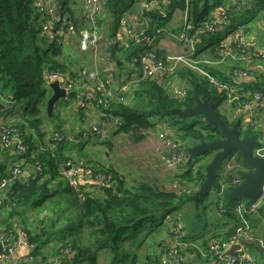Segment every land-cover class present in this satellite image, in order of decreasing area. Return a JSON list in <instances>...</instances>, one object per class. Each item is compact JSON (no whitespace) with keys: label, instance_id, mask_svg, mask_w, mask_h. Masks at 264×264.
I'll use <instances>...</instances> for the list:
<instances>
[{"label":"trees","instance_id":"trees-1","mask_svg":"<svg viewBox=\"0 0 264 264\" xmlns=\"http://www.w3.org/2000/svg\"><path fill=\"white\" fill-rule=\"evenodd\" d=\"M241 1L170 0V3L166 4V0H160V8L154 5L150 9H145L142 12V16L149 18L150 21L157 22L158 19L169 20L173 12H175L173 10L179 13L183 12V24L178 29V33L186 30L189 36H194L198 39L194 46V50L198 54L200 52L197 49V45L204 41L206 43L204 48H210V52L216 58H219V53L222 56L223 51L235 47L239 38L245 39L242 34H238L228 40L229 45L224 47L223 50L220 48L224 35L238 29L242 24L241 16L244 17V14L248 11L244 8L238 14L235 13V8L241 6ZM256 1L252 0V3ZM133 3V0H106L105 6L110 18L109 27L106 29L109 39L116 38L120 18L127 9L133 6ZM165 6H168L169 10L163 12ZM221 7H223V13L218 15V21L214 25L215 29L198 31L204 22L209 21L216 10L218 13ZM53 14L54 16L52 17ZM64 14L68 16V25L72 27L74 33L78 32L79 28L85 23L83 19L79 20L75 16V11L67 4V0H57V5H55L52 13H48L46 8L37 5V0H0V94H3L2 91H7L11 94L12 100L14 99L16 103L20 104V115H18L19 120L16 127L20 132H24L26 163L31 162L33 166L35 163H39L42 167L41 174L35 170V174L24 181H17L13 178L8 182L5 189L6 198L0 203V211L7 208L9 215L16 217L17 222L20 219L16 215L20 214V212L30 208L42 207L47 201L52 203L53 198L60 190L58 180L62 175L61 173L68 165L69 159H72L74 162H79L78 185L81 188L84 187L79 181V178H83V173L88 175L91 184L97 185L99 190L96 191L94 189L92 192H84V197L82 198L79 196V191L77 192V189L68 183L69 188L66 190L71 196V200L69 197L68 200L76 212L74 215L70 214L69 219L66 218V223L58 228V231L62 232L63 236L61 240H58L59 243L56 245L55 251H57L56 253L59 252L64 258L61 263L99 264L98 259L102 253H108L111 258L105 264H136L138 257L136 251L132 249V244L135 242L137 233L144 231L146 229L144 226L147 224L150 227L159 225L162 219L165 221L168 214L179 210L184 206L186 200L191 199L190 196L198 191L205 179L204 166L206 163L197 167H194V162L187 165L180 164L181 166H188L186 170H183L181 176L179 175L180 179L183 178L184 181L190 182L191 189H193L190 192L191 190L187 188L188 191H185V194L188 196L184 197L183 193L177 194L173 190L165 189L156 182L148 180L138 181L133 186H126L122 176L110 167H102L100 165H96V167L92 165L91 167L84 160L75 161L71 155L54 156L52 149L56 145L60 146L64 140L59 142L53 140L48 144L47 148L43 149L35 145L33 135L42 138L46 134V131L42 130L43 125L47 123V118H50L46 112V105L52 90L44 74L54 71L62 74L66 79L73 78L76 75V71L68 70L67 66L57 58L62 53V49L59 42L55 40L53 29L59 23L60 18L58 17ZM102 21L103 19L100 21L101 26L104 25ZM186 24H190L191 27L186 29ZM46 25L49 26L48 34L51 37L44 32V26ZM157 27H160L162 32L155 39V42L163 46V48H157L158 56H163L164 49H166L162 43L163 38L172 41L174 45L183 47V50L179 51V53L186 55L192 51L186 40L187 47L183 46L186 43L178 41V33H175L174 28L169 30L160 24ZM117 47V44L112 43L107 47L112 61L116 59V53H119L120 49ZM88 60L87 58L86 61ZM116 60L120 61V65L116 64L117 72L119 73L116 78L119 80L124 72L127 60L120 58ZM89 65L88 67H91V64ZM137 65H141V62H138ZM85 68H87L85 63H80L79 69L83 70ZM208 71L209 74L214 75L224 83H229L230 85L234 82L231 77L232 73L226 75L211 68ZM101 73L104 74L103 72ZM172 73L166 71L153 72L150 75L151 77L140 79L133 85L131 84L123 89L124 92L120 96L124 97V99L121 102L117 101L114 103L109 99L107 111L111 113L110 117L116 116L119 118V122L114 129L115 133H125L133 142H138L146 138L145 130L163 126L157 122L164 121L166 125L173 127L174 135L179 141L185 140V144L180 143L176 147L185 150L186 154H188L186 147L190 143L214 139L220 136L218 129L213 128L200 115L179 118L172 115L169 111L172 108L184 109L192 107L194 105V94L198 97H205L210 102L220 103L227 98L228 92H218L210 83L208 76L201 75L195 70L187 68L180 71L179 69L176 77H171ZM177 77H182L187 85L185 95L182 98L173 95L169 88ZM248 80L235 81V83L238 82L237 84H239V95L248 94L247 92L256 90L264 91L263 83ZM234 85L236 86V84ZM240 86H243L244 89L241 90ZM118 88H120V84H118ZM89 92L91 97L88 99L96 103L99 95L94 91ZM33 97H37L35 105L32 100ZM67 97L69 98L68 100L65 97L60 99L65 103L75 101L78 106L77 109L83 113L82 117L80 113V117L84 118L86 109L83 108V104L86 103L87 98L85 94L70 90ZM129 99H131V102L128 103ZM244 99L243 96H240V100ZM27 103H29V107L31 105L34 106L29 111L28 116H21L22 110L28 111ZM218 115L223 118V115L219 113ZM162 118H166V120ZM99 122L100 120L96 123ZM226 125H230L228 121H226ZM27 127L29 128L28 132ZM55 132L61 134V131L58 130H53L52 134ZM92 135L97 136L96 134ZM3 150H1L0 154ZM18 156L20 157V154ZM12 166L7 169L8 166L0 162V181L3 178H11L10 170ZM92 169L98 173H104L109 180L107 178L101 181L97 180L96 172ZM218 178L217 174L216 186L213 187L215 188L213 197L215 198L214 208L219 215L216 214L212 219L216 221L218 217H224L225 221L223 223L220 222L221 224L209 222L206 225L208 230L213 227L212 237L209 240H205L203 244L205 248L203 250L207 253V257H213L208 253V245L211 240H228L238 227L244 228L241 233L244 238H248L250 237L248 236L249 231L261 229L264 224H258L259 220H256L255 225L258 227H255V225L250 227V213H243L241 216L236 214L234 209L237 199L232 205L226 203L228 187L231 185L232 177H224L221 181ZM225 188H227V192L224 191ZM209 192L210 190H206L204 193H199L196 200L201 201L204 196L208 197ZM238 200L241 201L240 199ZM258 210L262 212L264 210V195L257 206L256 211ZM242 216L244 219L241 218ZM157 217L161 218L157 220ZM4 220L1 221L7 225L13 223L11 219H6L5 221L7 222ZM245 220L248 222L249 227L245 226ZM21 221L26 224L25 220ZM54 221H56V218H54ZM43 224H46V222H43ZM174 225L179 228V240L182 242L180 253H183L190 243L184 239V233L177 221ZM225 226L226 228H224ZM150 227L147 230L149 235L152 231ZM22 228L25 229L24 226ZM83 229L86 230L85 234ZM25 231L28 233V240L31 243H36V248L32 251V254L38 259V264H45V258L41 256L39 251V247L46 243V241H41L43 230L31 231L29 227ZM171 236L172 233H170L168 227L167 238ZM257 237L256 235L255 238ZM257 239L262 242L261 239L263 238L258 237ZM137 244H140V242H137ZM248 245L250 246L251 244L243 243L244 247ZM169 247L170 245L166 247V251L169 250ZM163 249L165 250V248ZM234 253H239V250ZM154 255L155 257L152 258L147 254L144 257L145 261L143 264H162L161 254L155 253Z\"/></svg>","mask_w":264,"mask_h":264},{"label":"rangeland","instance_id":"rangeland-1","mask_svg":"<svg viewBox=\"0 0 264 264\" xmlns=\"http://www.w3.org/2000/svg\"><path fill=\"white\" fill-rule=\"evenodd\" d=\"M52 2L56 3L57 0H52ZM253 4L254 3H252V0H242L240 8L241 9L250 8V6L253 7L252 6ZM43 5L46 6L47 4L45 3ZM156 6L160 8L159 3ZM70 7H72L73 10L75 11V16L82 15V11L77 5ZM166 10H169L168 6H165L163 8L164 12ZM176 15H177V21H175L174 29H175V33L177 34L178 29L181 28L183 24V16L179 14V12H177ZM251 18L252 16H247L246 18L242 19L241 21L242 24L240 27L250 26ZM109 20L110 18L106 8L103 13V21H102L104 25L100 27V40L99 43L97 44L98 51L102 54V56H104L105 54L103 53L105 44H108V42L111 40V39L109 40V38L106 37L107 36L106 29L109 27ZM146 20L150 23V26L154 31L157 30L156 26H158V24L164 27L168 25L167 19H158L157 22L150 21L149 18H146ZM47 35L51 37V35L49 34ZM59 45L62 49V53L57 58L61 63H64L67 66L66 68L68 70L78 72L80 70L79 69L80 63H85V66H89L90 61L89 60L86 61V59L89 57L88 56L89 53H85L83 50H81L80 44L78 43V36L76 34L68 38L65 37L59 40ZM129 45L130 47L128 46L125 50L121 49V47H117L120 50L118 54L116 53V57H115L116 59L117 58L126 59L127 66L133 64L131 61H129L130 57L128 56H130V52L133 51L134 49L139 48L135 43H131ZM205 45L206 43L204 41L199 43L197 45L198 51L200 52L201 50H203ZM183 46L186 47L185 44ZM158 47L163 48V46L160 44L158 45ZM163 54L167 56L176 54L173 56H179L178 54H182V53L176 52L174 50L164 49ZM206 54L204 55L197 54L191 60L186 57L187 63L177 64L171 77H176L178 75L179 69L181 71L183 69L188 68L195 70L199 73H209L207 68L208 66H212L218 70H220L219 68H222V71L226 69L224 67V64H222L223 62L214 59V57L211 56V54L208 53ZM116 59H113L112 64L110 65V69H111L110 71L113 72L112 79L108 80L105 86H107V88H110L114 93L118 94L120 93L118 88V83L120 82V80H117L116 78L119 75L116 66V64H118V61ZM236 59L237 58H234V60L229 59L230 60L229 63L228 62L225 63H227L229 66H232L233 63L237 64ZM175 61H176L175 59H169L168 64L172 65L175 63ZM118 65H120V63ZM132 70L133 67L129 66L128 71L132 73ZM239 70L240 69H238L237 72ZM101 72H103L105 75V71H103V69ZM127 78L128 77L125 74H123V76L121 77L122 80H126ZM80 79L82 80V77H79V80ZM90 83L91 81L88 79L83 80V84L80 85V87L87 86ZM130 83H134V82L130 81ZM186 87L187 85L185 84L182 77H177L173 81L172 85L169 86L170 91L173 95H176V93H179L181 91H184ZM2 93H3V98L0 100V103L3 105V107L0 108V119L3 121L1 124L5 126V124L7 123L10 125L18 126V119L15 118H19V116H15L14 114L17 113L18 115H20L19 110L21 109V106L19 103L12 102V96L9 92L2 91ZM32 100L34 101V105H35L37 97H33ZM118 101L121 102L120 99H118ZM129 102H131V99L128 100V103ZM29 103H27L26 106L28 108V111L22 110L21 116H28L29 111L33 108L34 105H31L29 107ZM77 107L78 106L75 101L65 103L62 99H59L54 105L52 117L47 118L48 123L51 125L52 128H54L53 130L61 131V133H63L64 135L73 133V131L70 128H68V126L70 125V123H72V120L76 115ZM93 107H94L93 104H89V103L86 104L85 117L88 118L94 117L93 113L90 111V109H92ZM100 111L101 110H99V112ZM114 117L115 119L117 118L116 116ZM162 119L166 120V118H162ZM114 121L110 122V127L104 131L105 133L103 135L96 134L97 136L92 135L87 138H82L78 141H73L71 139L66 138L60 144L61 147L56 145V147L52 149V154L54 156H59V157L61 155L63 156L71 155L72 158L75 159V161L82 160L83 158V160L87 163V165L91 167L92 165H94V167H96V165H100L102 167H110L114 169L117 173H119V175L122 176L126 186H133L138 181L148 180V181L156 182L158 185L164 187L165 189L173 190L177 194L183 193L184 197L188 196L187 194H185L187 188L191 190L190 192L193 191V189H191L192 186L190 182L184 181L183 178L180 179L182 170H186L188 166H183V169L181 170L180 163H177L174 166L171 165L172 163L171 156L176 152L175 151V148H177L176 146H178L180 143L185 144V140L179 141L177 137L174 135L175 131L173 127L166 125L164 121L157 122V123H161L163 126H156L154 128L145 130V133L147 134L146 138L138 142H133V140L127 134L122 132L115 133L114 129L117 123H115ZM66 126L67 128H65ZM241 129L243 132V125H241ZM28 131L29 128L27 127V132ZM160 133L163 135L161 138L159 137ZM33 137L36 146H41V147L44 146L42 140L40 145L38 141L39 137L37 135L36 137L33 135ZM262 142H264V140H262ZM193 157L196 159V167L198 165H202V163L207 161V159L201 155H193ZM217 172L219 177L218 180L221 181L222 179H224V177L225 178L227 177V174L223 173V171L217 170ZM61 174H63V172ZM177 175L179 178L177 177ZM58 184L60 186V190L59 193L53 198L54 200L52 201V203L47 201L42 207H38L36 209L30 208L27 209L26 211L21 210L22 212L16 215L20 219L19 220L20 225H23L25 229L30 227L31 231L33 229L36 231L43 230L44 232L45 226L42 225L43 222L45 221L49 222V220L56 218L61 220L60 223H63V219L65 220L66 218L69 219L70 214L72 215L75 214L76 212L75 209L70 205L69 201L67 200L68 197L71 200V196L68 194L66 190L69 188V185L64 175H62L59 178ZM79 188L82 192H88V191L92 192L94 189L96 191L99 190L98 189L99 187L97 185H90L89 187L85 186L84 188H81L79 186ZM224 191L227 192V188H225ZM214 193H215V188H211L208 197L204 196L201 201H197L196 199L186 200L182 208L171 214V218L175 219L177 223L181 226L182 230L187 233L190 231H195L197 233L206 232L208 230V227L206 225L209 222H218L219 224H221L217 220L214 221L213 219H210V212H213L214 214L216 212L214 208L215 207V198L213 197ZM72 198L74 197L72 196ZM160 218L161 217H157V220H159ZM21 220H25L26 224H24ZM163 226H165L168 229L166 219L165 221L162 219L159 225H155L153 227H150L149 224H147L144 226L146 227L144 231L142 232L140 231L139 233H137L135 242H133L132 244V249L136 251L138 257L136 264H143L145 261L144 257H146L147 254L152 258L155 257L154 254L156 252L161 254V258L163 257V255L166 256V247L169 246L170 244L169 240L161 241V244L162 245L164 244L163 248H165V250L162 247L160 248L157 247V238H160L162 236L161 233H164L165 230ZM149 227L150 229H152L150 235L147 234V230H149ZM83 232L85 234L86 230L83 229ZM244 239H251V238L248 237ZM137 242H140V244H137ZM33 244L35 245L36 248V243ZM190 247H194V246L190 245ZM42 249L45 250V248ZM244 250L250 253V250H252V248L250 246H246L244 247ZM40 254L42 257H45L43 256L42 253ZM110 258H111L110 254L102 253V255L98 259V263L99 264L108 263L110 261ZM253 261L255 264H257V262L254 259Z\"/></svg>","mask_w":264,"mask_h":264},{"label":"built area","instance_id":"built-area-1","mask_svg":"<svg viewBox=\"0 0 264 264\" xmlns=\"http://www.w3.org/2000/svg\"><path fill=\"white\" fill-rule=\"evenodd\" d=\"M160 0H133V6L130 9H127L124 14L120 18V24L118 26L116 38H111L108 44H105V48L103 49L104 56L98 51L97 44L100 40V21L103 19V13L106 9L105 3L106 0H67V4L69 6L77 5L80 10L82 11L81 16H76L79 20L83 19L85 21L84 25L79 28L78 32H73L72 27L68 25V16L63 15L58 18L59 23H57L56 28L53 29V35L56 37V42L59 40L70 37L74 34L78 36V43L80 44L81 50L85 53H89V61L91 67L86 66L87 68L83 70H79L76 72V75L73 78H64L62 74H58L54 71L46 72L44 74L45 79L47 80L48 85L53 82L57 81L60 88L65 90L66 95L64 96L66 100L69 98L67 94L70 93V90H75L76 92H82L85 94L86 103L83 104V108L86 109V104H93L94 107L90 109L91 112H95L98 119L100 120L99 123H94L88 125L87 127L81 129L78 133L74 134L73 136L64 135L60 133H53L52 134V141H63L66 138L71 139L73 141H78L82 138H87L92 136V134H104L105 130L110 127V122L114 121L115 117H110V112L107 111V107H109V99L112 102H117L118 99L121 101L124 97L120 96L126 87L133 85L140 79L145 77H151L150 75L153 72L159 71H166V72H174L176 65L180 63H187V59H193L198 53L194 50V46L197 43L198 39L194 36H189L186 30H183L178 33L177 39L180 42L189 44V47L192 49L188 54H178L179 56L172 55H164L158 56L157 48L158 44L155 42V39L158 38V35L162 32L160 27L156 26L157 30H152L150 23L142 16V12L145 9H150L154 5L156 6ZM234 1V0H232ZM52 0H37V5L40 7H44L48 10V13H52L55 9V5L57 2L54 3ZM47 4L46 6L43 4ZM169 0H166V4H169ZM73 4V5H72ZM140 4V5H139ZM138 7V8H137ZM240 6L235 8V13H239ZM240 10V11H239ZM164 12V11H163ZM223 13V7H221L218 11V15ZM218 15H213L208 22H204L202 27L198 31H211L214 30L215 23L218 21ZM54 14L52 15V17ZM138 25H137V24ZM48 25L44 26V32L46 34L49 33ZM190 24H186V29L190 28ZM155 32V34H154ZM108 37V36H106ZM187 42H186V41ZM244 39L241 37L237 40L236 46L230 48L227 51H224L222 54V58L224 57H237L240 54L245 52L243 47ZM112 44H117L118 47L125 50L129 44L135 43L139 48L134 49L130 52V60L133 64L126 65L124 68L123 74L127 75V82L126 80H122L120 76V93H114L110 88H107L106 83L108 80L112 79L113 72L110 71V65L112 64L111 54L107 50V47ZM194 53V55H193ZM200 55V53L198 54ZM169 59H175V63L169 65ZM138 62H141V65H137ZM90 66V65H89ZM129 66L133 67L132 73L128 71ZM105 71V75L101 74V71ZM237 72V70H236ZM237 73H240L238 71ZM241 75V73H240ZM79 77H82V80H79ZM91 78V79H90ZM90 80L91 83L87 86L80 87L83 84V80ZM79 80V81H78ZM133 81L134 83H130ZM216 85L217 83L211 78ZM95 82V83H94ZM126 82V83H125ZM94 83V84H93ZM93 84V85H91ZM84 88L87 91H84ZM82 89V90H81ZM89 91H94L97 95H99V99H97L96 103H93L88 98L91 97V93ZM185 95V90L179 93H176L175 96L178 98H182ZM3 98V94H0V100ZM262 98L261 95H256L254 98V94L251 98L245 99L242 103L245 107H250L251 103L254 100ZM13 102H16L14 99ZM92 102V103H91ZM99 110H101L99 112ZM115 123L119 122V118L117 117L114 121ZM108 124V125H107ZM24 132H20L15 125L7 124L3 126L0 130V152L4 148H8L13 142L16 144V148L20 154L19 162L12 166L10 170L11 178H3L0 181V203L6 198L3 189L7 188L8 182L18 176L22 172V166L26 163L25 154L26 148L24 145ZM163 135L160 133L159 137L161 138ZM175 153L171 156V165L174 166L177 163L180 164H192L194 162V167H196V159L191 157L185 153L183 149L175 148ZM255 154H264V142L262 145L255 149ZM78 165L79 162H74L72 159H69L68 165L63 169V174L67 182L70 186L75 187L77 192L79 191V196L84 197V192H82L78 185L77 175H78ZM239 166V163H236L234 157L232 158H225L222 160L219 171L226 172L232 170L233 168ZM35 170L37 173H42V167L39 163L34 164ZM96 172V170L92 169ZM97 180H102L107 178L104 173H95ZM109 180V178H107ZM237 180L234 179L233 183H236ZM84 188V187H83ZM263 195H264V182L262 185ZM188 191V189H186ZM221 193V192H220ZM259 202L253 204L251 206H246L245 202L239 201L235 204V213L241 216L243 213H252L257 209ZM167 225L170 229V233L172 236L168 238L170 242L169 250L166 251V256L162 258V264H180L185 263L186 255L180 253L182 242L179 240V228L175 226L176 221L171 218V214L166 216ZM244 230L243 227H238L236 232L231 235L228 240L225 239H215L211 240L208 245V253L215 258H219L224 252L229 250L234 245H240L239 253H232L226 257L221 258L220 264H237L240 261H244L245 264H255L251 256H249L248 252L244 250L243 240L244 236L241 231ZM13 227L6 228L4 231H0V264H6L8 259L12 256V254L16 251L18 245L17 242L12 237ZM22 243L28 248V254L25 258V263L33 262L35 256L32 254V251L35 249V245L28 240V233L21 229L20 230ZM262 243V242H261ZM62 264V263H59Z\"/></svg>","mask_w":264,"mask_h":264},{"label":"crops","instance_id":"crops-1","mask_svg":"<svg viewBox=\"0 0 264 264\" xmlns=\"http://www.w3.org/2000/svg\"><path fill=\"white\" fill-rule=\"evenodd\" d=\"M253 7L250 6V8H246V9H250L248 11H246V13L244 14V17H242V19L246 18L247 16H252L251 18V25L248 27H239L238 29L233 30L230 34H226L223 37V43L221 45V50L222 48L226 47L229 45L228 40L234 38L236 35L238 34H242L245 38V42L247 44L248 47V51L249 54L247 56V61L245 64V67H247L248 70L253 71L254 74L250 75V76H246V79L248 81H252V82H256L259 81L261 83L264 84V0H257L253 5ZM175 12H173L172 17L167 20L168 21V25L166 26L167 29L172 30L175 27V21H177V12L176 10H173ZM217 13V10L213 13V15H215ZM179 14H181L183 16V12H180ZM137 24V23H136ZM162 43L164 45V47L166 48V50H174L176 52H179L181 50H183V47H179L178 45H174L172 41L168 40L167 38H163L162 39ZM211 54V56L214 57V59L217 60H221L220 57V53H219V58H216L214 56L213 53L210 52V48H204L203 50L200 51V55H204V54ZM207 55V54H206ZM229 59H225L223 60L222 64H224V67L226 68L224 71H222V68L215 69L212 66H208L207 68H211L214 69L216 71L221 72L222 74H229V72L232 71L233 67H238L240 66V63L238 64H233L232 66H229L227 63H229ZM241 67V66H240ZM244 67V68H245ZM218 68V67H217ZM243 68V66H242ZM239 84L236 83V87H238ZM240 89L243 90V86H240ZM249 91V90H246ZM226 102V101H225ZM225 102H222L219 106V110L221 111V113L223 114V116L226 118V121H228L230 124H232L235 121H240V124L243 125V130L245 132H251V127H249L248 122L251 120H254L258 123V126L256 127V129H259V124L264 126V104L263 105H255L249 108H242L239 107L235 104H227ZM77 104V103H76ZM80 113H81V117H82V112L80 110L77 109L76 115L74 117V119L72 120V123H70V125L68 126V128H70L73 131V135L78 133L81 129L87 127L88 125L94 124L97 121H99L97 115L93 113L94 117H84L81 118L80 117ZM84 114H86L84 112ZM15 116H18L17 113L14 114ZM18 119L19 118H15ZM14 119V120H15ZM3 120L0 119V130L2 129L3 125L1 124ZM67 128V126L65 127ZM54 128L51 127V125L48 123H45V125H43L42 130L46 131V134H44L42 136V138H39V143L41 145V140L44 144L43 147L40 146V148H47L48 144L52 142V131ZM253 133L255 131H252ZM46 143V144H45ZM19 152L16 148V144L15 142H13L8 148H6L5 150L2 151V153L0 154V162L3 165H7V169H9L10 166L15 165L17 162H19V156H18ZM83 161V158H82ZM183 169V166H181V170ZM183 172V170H182ZM33 174H35V167L33 166V164L31 162H27L22 166V172L16 176L14 179H16L17 181H24L26 179H28L29 177H31ZM62 176V175H61ZM82 177L83 178H79V181L83 184V186L85 187H89L91 184V180L88 177V175H85L82 173ZM178 177V175H177ZM179 178V177H178ZM68 200V199H67ZM69 201V200H68ZM216 214L219 215L218 212H215V214L213 212H210V219H212ZM249 222H250V227H252L251 225H255V221H258V224L260 223H264V210L262 211H255L253 213L249 214ZM218 217V216H217ZM16 217H12L9 215L8 209L5 208L3 210L0 211V231H4L6 228H11L13 227V231H12V237L13 239L17 242V249L16 251L12 254V256L8 259V261L6 262V264H13L14 261L16 260V264H22L25 263V258L28 254V248L22 243V238H21V234H20V230L23 229V225H20L19 221L16 222ZM222 218V220H221ZM218 217L216 220L219 222L225 221L224 217ZM242 219H244V217H241ZM3 219H11L13 221V223L11 225H7L5 223H3L1 220ZM4 220V221H5ZM60 219H56V221H54V218L52 220H49V222H46V224H42L43 226H45L44 230L47 232H43L42 233V240L41 241H46V243L44 245H41L39 248L40 253L43 254V256H45V260L44 263L45 264H58L62 262V259H64L62 257V255L58 253H56L57 251H55V247L56 245L59 243L58 240H61L63 233L58 231V228L60 226H62L64 224V222L66 223V220L63 219V223H60ZM246 221V220H245ZM7 222V221H5ZM3 223V224H2ZM5 224V225H4ZM249 227L248 222L246 221V225ZM164 227V233H161L162 236L160 238H157V247H163V245L161 244V241L163 240H168L167 238V234H168V229ZM255 227H258L255 225ZM226 228V226L224 227ZM212 229L207 230L206 232H201V233H197L195 231H190V232H184V239L186 241H188L190 243V245H193L194 247H187L186 249H184V254L186 255V261L184 264H216L215 260L217 258L215 257H207V253L203 250L205 249L203 244L205 240H209L212 233ZM25 230V229H23ZM32 231H34L32 229ZM45 233V234H44ZM254 233V234H253ZM194 234V235H193ZM50 235V237H49ZM256 235L259 238H263L264 239V224L262 225L261 229H257V230H252L250 231V234L248 236H250V238H255ZM257 237V238H258ZM262 240V244L264 246V240ZM246 240V239H244ZM48 243V244H47ZM161 244V245H160ZM249 246V245H248ZM250 247L252 248V250H250L249 256H251V258H253L257 264H264V251H262L261 249L256 248L254 245H250ZM42 248H45V250H43ZM158 250V249H157ZM249 251V250H248ZM261 251V252H260ZM161 252V251H160ZM156 254H159L156 252ZM65 257V256H64ZM164 257V255H163ZM162 257V258H163ZM207 258V259H206ZM39 261L38 259L35 257L33 262H27V264H38ZM237 264H245V262L242 260Z\"/></svg>","mask_w":264,"mask_h":264},{"label":"water","instance_id":"water-1","mask_svg":"<svg viewBox=\"0 0 264 264\" xmlns=\"http://www.w3.org/2000/svg\"><path fill=\"white\" fill-rule=\"evenodd\" d=\"M120 61H118V64ZM52 90L47 100L46 112L48 117H52L55 103L66 95L65 90L60 88L57 81L49 84ZM194 105L184 109L172 108L170 113L179 118H189L200 115L203 120L210 124L213 128H217L220 136L214 139L201 140L187 146L189 155H203L211 152V157L205 165V180L201 183L198 191L191 195V199H197L199 193L216 186L217 170H219L222 160L235 153L236 157L241 159L245 169L238 171L241 181L235 186H230L227 193L228 205H232L238 198H243L247 206L261 201L263 197L262 185L264 182V156L254 155L253 150L260 147L258 134H249L241 131L239 122L235 121L232 125L227 126L223 118L218 116L215 107L217 102H209L205 97L193 95ZM0 108L3 105L0 103ZM244 244L254 245L256 248L264 251V246L257 238L243 240ZM240 249V245H234L224 252L215 260L216 264H220L221 258L232 254ZM13 264H16V260ZM213 264V263H212Z\"/></svg>","mask_w":264,"mask_h":264},{"label":"flooded vegetation","instance_id":"flooded-vegetation-1","mask_svg":"<svg viewBox=\"0 0 264 264\" xmlns=\"http://www.w3.org/2000/svg\"><path fill=\"white\" fill-rule=\"evenodd\" d=\"M243 47H244V49H245V52L243 53V54H240V55H238L237 57H224V58H222V56L220 57V61L222 62L223 60H225V59H233L234 60V58H237L236 60H237V64L238 63H240V66L241 67H237V68H232V71L231 72H229V73H232L231 74V77H232V80L234 81L233 83H231L230 85H229V83H224V82H222V81H220V80H218L217 79V77H215L214 75H212V74H209V73H199V74H201V75H206V76H208V79H209V81H210V83L212 84V86L213 87H215V89L218 91V92H220V91H225V92H228V94H227V98L225 99V100H223L222 102H225V103H227V104H235V105H237V106H239V107H242V108H249V107H245L244 105H243V101L245 100V99H248V98H251L252 96H253V94H254V98H255V96L256 95H261L262 96V98H260V99H256V100H254L253 101V103H251V105H250V107H252V106H255V105H263L264 104V91H259V90H256V91H252V92H247L248 94H243V95H239V91H238V87H236L234 84H236V83H238V82H236L235 83V81H243L244 79H246V76H250V75H253L254 74V72L253 71H250V70H248L247 69V67H245V64H246V61H247V56H248V54H249V51H248V47H247V44H246V42H245V39H244V42H243ZM224 48H222V50H223ZM229 50V49H228ZM227 51V50H226ZM224 52V51H223ZM223 54V53H222ZM233 64H235V63H233ZM242 66H243V68H242ZM245 67V68H244ZM238 69H240L239 71H240V73H241V75H240V73H237L236 72V70H238ZM248 74H250V75H248ZM211 78L217 83V85L213 82V81H211ZM233 84V85H232ZM240 96H243L245 99L244 100H240ZM210 102V101H209ZM222 102H220V103H218L217 102V106L215 107V110H216V112H217V114L219 113L220 115H223L222 113H221V111L219 110V106H220V104L222 103ZM219 116V115H218ZM222 118V117H221ZM223 119H224V121L226 122V118L223 116ZM238 121V120H237ZM239 122V127H240V129H241V124H240V121H238ZM230 124V123H229ZM233 124V123H232ZM232 124H230V125H232ZM229 125V126H230ZM248 125H249V127H251V129H253V130H251V132H245L244 130V132L245 133H249V134H254V133H256V134H258V140L260 141V143H261V145H262V140H264V126L263 125H260L259 124V129H256V127L258 126V123L256 122V121H254V120H251V121H249L248 122ZM241 131H242V129H241ZM252 131H255L254 133L252 132ZM243 132V133H244ZM197 143V142H196ZM192 143H190L189 145H191ZM188 145V146H189ZM260 145V146H261ZM185 151V150H184ZM253 153H254V155H257V154H255V150H253ZM187 155H189V154H187ZM189 156H191V157H193V155H189ZM201 156H204L206 159H207V161L206 162H204V163H207L208 162V160L210 159V157H211V152H209V153H207V154H203V155H201ZM257 156H260V157H263L264 156V154H259V155H257ZM232 157H234V159H235V161H236V163H239V166H237V167H235V168H233L232 170H230V171H228V172H226V174H227V176H231L232 178H231V180H232V182H231V185L230 186H235V185H237V184H239L240 183V181H241V177L239 176V174H238V171L239 170H241V169H245V167H244V165L242 164V162H241V159L239 158V157H236V155H235V153H233V154H231L230 156H228L227 158H232ZM204 163H202V164H204ZM206 165V164H205ZM204 168H205V166H204ZM205 170V169H204ZM217 174H218V172H217ZM234 179H236L237 180V182L236 183H233V180ZM201 180V179H200ZM199 180V181H200ZM205 180V179H204ZM229 186V187H230ZM228 187V188H229ZM238 199H240L241 201H243V202H245V205L247 206V204H246V201L243 199V198H238ZM259 203H260V201H259ZM256 211V210H255ZM254 211V212H255ZM253 213V212H252ZM221 263V262H220Z\"/></svg>","mask_w":264,"mask_h":264},{"label":"bare ground","instance_id":"bare-ground-1","mask_svg":"<svg viewBox=\"0 0 264 264\" xmlns=\"http://www.w3.org/2000/svg\"><path fill=\"white\" fill-rule=\"evenodd\" d=\"M83 90H84V91H87V90H85L84 88H83ZM68 135L73 136V134H68ZM3 192H5V189H3ZM58 264H59V263H58Z\"/></svg>","mask_w":264,"mask_h":264}]
</instances>
